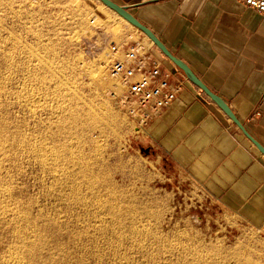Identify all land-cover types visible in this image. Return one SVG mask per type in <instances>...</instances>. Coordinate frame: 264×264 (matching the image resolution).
Returning <instances> with one entry per match:
<instances>
[{"label": "rangeland", "instance_id": "obj_1", "mask_svg": "<svg viewBox=\"0 0 264 264\" xmlns=\"http://www.w3.org/2000/svg\"><path fill=\"white\" fill-rule=\"evenodd\" d=\"M92 19L95 20L94 23H92ZM125 26L130 28V31H126ZM131 29L137 32L136 27H133L100 0H0V45L4 51L1 54L0 62H3L4 58H7V54H10L11 56L9 57H12L14 65L13 70L11 69L12 71L10 70L11 72L8 74V83L10 85L6 83L7 80L5 84L8 85L7 88H10L13 94V90L21 88V80L19 79H24L21 75L24 76L27 71L32 73V70H34V78L32 77L33 79H29L27 82V86L29 84L32 85H29L31 89L26 87V90L29 92L33 91V86H35L36 90L39 87L41 88V91L39 89L37 91L34 90L35 94H33L34 91L28 92L31 94L29 95L31 96L30 99L35 98L32 101L30 100L32 103L34 101L33 108L36 106L35 109H37L38 106V109L40 108L39 113L42 112L41 114L38 113L37 117L32 115V119L29 117V121L35 123H29L31 126H29V131L35 130L37 124L40 127L36 129H42V132L46 131L45 137H47L48 126L51 123L53 125V122L57 120V118H52L56 116L55 114L52 116V113L58 111L60 116L65 113L68 118L71 116L70 121L67 122L68 124L71 122V125L67 124V128L72 127L71 129L69 128L70 132L71 130L72 132L66 133L65 129L60 135L62 138L59 137V140L57 139L58 143L60 144L59 141H61L62 144L60 149L58 148L59 151L62 150L64 153L69 151L70 154L68 153L69 155L67 156L65 153V157L62 154L63 152L61 151L60 154L57 149V152H55L57 156L59 155L60 162L57 158L58 161L53 165H58L59 167H57L62 168V171L65 168L64 175L66 180L63 183H66L69 179L70 183L68 182L69 184H67L70 187L66 184L68 190H65V184L61 183L62 191H64L62 195L53 196L42 202V204H47L46 206L48 207L50 205L51 207L54 206L53 204H56V207L60 206L59 210L63 213L65 221H62L63 224L60 231H63L61 232L63 233L62 252L65 250L66 254L63 252L62 256L65 254L64 259L66 260L70 258L67 261L70 264L76 263L77 260L76 264H120L121 262L123 264H126L125 262H128L127 264H264V219L258 221V223H252L249 220L239 218L235 213L207 194L187 174L176 170L173 164L157 156L150 147L148 140L144 137L145 129H139L135 120L121 111L109 96L110 78L108 68L110 60L108 52L110 46L114 43L123 42H129V45H131L137 40L149 41L146 35H142L144 36L143 39H139V35L133 33ZM1 37L5 38L2 39ZM7 38L9 39L8 43L6 42ZM10 38L15 39L17 42L12 39L10 41ZM3 41L8 44L7 47ZM12 41L13 43H11ZM15 44H18V46ZM5 47L6 49H4ZM31 53L33 56H30ZM45 53H48L47 56H49L46 57ZM20 54L22 55L20 56ZM37 54H40L39 58ZM40 56L44 57V60L48 59L51 63L42 61ZM31 57H35L38 60L36 59L35 61V58L31 59ZM15 61L17 64L14 63ZM54 61L61 62H57L59 65H56ZM33 63L35 64L32 66L31 64ZM51 64L53 68H50ZM15 65L17 66L15 67ZM38 67L40 70L37 69ZM44 67L49 70L44 71L45 75H43L44 72L42 71L45 69ZM25 69L27 70L25 71ZM39 73L42 74L43 79L38 75ZM14 74L17 75L14 76ZM46 74L50 76L43 77L47 76ZM53 74L56 76L53 77ZM35 75L40 76V78L37 76L38 78L36 79ZM16 77L18 82L20 81L18 85L17 81H14L17 80ZM30 81L31 83H29ZM56 83H60L59 86ZM5 84L0 83V85ZM54 84L58 86H56L58 90H55V93L53 92L55 89ZM33 95L35 97H32ZM13 96L1 94L0 97L2 98H0V101H3V99L14 100L15 95L13 94ZM36 96H39V98ZM54 96H58V100ZM5 97L8 98L5 99ZM53 99L59 103L55 101L57 105L52 107V104H55ZM35 101H38L36 102L38 105ZM39 103L41 106H39ZM43 104H45L46 108ZM42 106L45 109H41ZM57 107L60 111L56 110ZM61 107L63 110H61ZM51 108H54L55 111ZM71 109V114L76 111V115H73L74 118L69 113ZM44 110L52 112L48 114ZM66 114L64 117L67 116ZM77 115L78 120L76 119ZM40 116L43 117L41 118ZM45 118H47V121L49 119L52 121H49L50 125L49 122L46 123ZM32 127L35 128L32 129ZM48 139V137L45 139L47 148L49 146L48 143L53 145V147L58 144L57 142V144H52V140L48 141ZM59 144L57 147H59ZM63 146L65 149L67 147V149L62 148ZM51 147L49 146L48 149ZM52 150L54 151V148ZM70 155H77V157ZM74 158H76L75 163L70 160ZM77 159L82 160V162ZM76 161L77 163L80 162V164H76ZM81 163L83 165L86 164L84 165L85 167ZM87 163L90 164L87 165ZM73 165L74 167H71ZM83 168H88L89 173L85 174L87 172L84 173ZM74 169L77 175L74 173ZM66 170H69V174ZM71 171H73L72 174H70ZM80 173L81 175H79ZM70 175L72 177H68ZM73 177L77 180L75 184L73 183L75 181L72 179ZM85 177L89 178V181L85 182L89 184V187L91 186V189H88V185V190L84 188L86 183L83 179L88 180ZM50 182L51 179L48 177L45 185L50 186ZM72 185H79L76 187L82 192L77 190L79 194L75 193L72 195ZM95 185L96 187L94 188ZM70 189L71 191H69ZM64 193L66 196L63 195ZM100 197L104 198V202L102 201L103 198L101 200L98 199ZM72 198H75L74 202L70 201ZM79 201L84 204V208ZM105 201H107L106 205L110 203L108 205L110 208L105 205L104 207L101 206L103 209L99 208L100 203L105 204ZM2 203L4 204L6 201ZM94 205L97 206L95 207ZM104 208L108 209L104 210ZM113 208L117 209V211ZM109 210L112 214L108 213ZM118 210L122 211L119 212ZM88 211L89 214H87ZM117 213L118 215H116ZM67 215L74 220L70 221L72 218ZM78 216V220L82 219L79 222L77 221V224H74ZM98 217L100 221L96 220ZM102 218L105 219L103 220ZM82 220H86L87 224ZM68 221L71 222H69L70 224H74H72L73 229H71L70 224L67 225ZM97 222L100 223L97 224ZM112 224L113 226L115 224L120 226L117 227L118 231L116 226L113 227ZM83 225L87 226L85 227L86 229L90 228L87 229L89 231L88 236L87 230L84 232L85 228ZM95 225L98 226L95 227ZM81 229L84 233L80 232L82 231ZM99 230L105 231L104 233L102 231L99 233ZM97 232L99 234H96ZM61 233L60 235L62 236ZM80 236L82 240H80ZM0 240L2 242L0 243L1 245L6 243L5 246L2 245L3 247L0 245L1 262V254H5L3 250L6 251L9 239L7 241L6 238L2 237ZM75 240L76 242H74ZM118 240L121 243H118ZM66 241L67 244L65 243ZM71 244L74 245L70 246ZM78 244L85 247H80ZM118 244L121 245L118 247ZM67 245H69L68 248L70 249L67 248ZM65 248H67L68 253H70V250L71 252H73L72 250L76 251L73 254L70 253L69 256ZM79 250H82L83 253ZM127 250L129 251L127 252ZM75 254H79V257L75 256ZM2 257L4 258L5 255ZM64 259L63 261L65 262L61 264L66 263ZM203 260L204 262H202Z\"/></svg>", "mask_w": 264, "mask_h": 264}, {"label": "crops", "instance_id": "obj_2", "mask_svg": "<svg viewBox=\"0 0 264 264\" xmlns=\"http://www.w3.org/2000/svg\"><path fill=\"white\" fill-rule=\"evenodd\" d=\"M113 1L127 6L223 98L264 146L263 14L239 0ZM164 64L172 78L185 75L167 56ZM144 133L157 156L239 218L264 219V154L197 85L188 80Z\"/></svg>", "mask_w": 264, "mask_h": 264}, {"label": "bare ground", "instance_id": "obj_3", "mask_svg": "<svg viewBox=\"0 0 264 264\" xmlns=\"http://www.w3.org/2000/svg\"><path fill=\"white\" fill-rule=\"evenodd\" d=\"M123 18V17H122ZM124 19V18H123ZM148 37V36H147ZM2 39L3 38H5V37H1ZM149 38V37H148ZM8 39V38H7ZM11 39L12 38H10V41H11ZM1 40V39H0ZM6 40V39H5ZM13 41L15 40V39H12ZM151 40V39H150ZM7 41H9V39L8 40H6V42ZM13 41L11 42V43H13ZM16 41V40H15ZM1 42V41H0ZM6 42H4L3 41V43H5L6 44V47H7V43ZM17 42V41H16ZM15 42V43H16ZM151 42H153L152 40H151ZM150 42V43H151ZM3 43H1V44H3ZM10 43V42H9ZM10 43V44H11ZM57 43V42H56ZM151 44H154L155 45V43L153 42V43H151ZM12 45V44H11ZM14 45V44H13ZM15 45H17L18 46V44H15ZM20 45V44H19ZM49 45V44H48ZM16 46V47H17ZM54 46H56L55 44H54ZM2 47H4V46H2ZM6 47L4 48V49H6ZM12 46H10V48H11ZM15 47V46H14ZM45 47V46H44ZM51 47V46H50ZM21 48H22V46H21ZM26 48V47H25ZM57 48V47H56ZM55 48V49H56ZM11 49H13V47L11 48ZM10 50V49H9ZM14 50V49H13ZM20 50V49H19ZM31 50V49H30ZM44 50H46L45 48H44ZM6 51V50H5ZM29 51V50H28ZM33 51V50H32ZM43 51V50H42ZM4 51H3V48L1 49V45H0V58H1V54L3 53ZM10 52V51H9ZM18 52V51H17ZM31 52V51H30ZM36 52V51H35ZM46 52V51H45ZM8 53V52H7ZM6 53V54H7ZM12 53V52H11ZM19 53V52H18ZM29 53V52H28ZM33 53V52H32ZM32 53H31V55L30 56H33L32 55ZM6 54H5V56H6ZM30 54V53H29ZM48 54V53H47ZM47 54L45 53V55H46V57H48L47 56ZM22 54H20V56H21ZM25 55V54H24ZM38 55V54H37ZM37 55H36V57H37ZM40 55V54H39ZM39 55H38V58H39ZM44 55V54H43ZM59 55V54H58ZM9 56H11L10 54H7V58L5 57L4 58V61L3 62H0V83H4L5 84V81L7 80V82L6 83H8V80H9V76H8V74L13 70L12 68H13V62H12V57H9ZM13 56H14V54H13ZM16 56V55H15ZM28 57V56H27ZM52 57V56H51ZM59 57V56H58ZM16 58H17V56H16ZM33 58H35V57H33ZM32 57H31V59H33ZM44 58V57H43ZM42 58V56H40V59H42V61H46V62H50V61H48V59L47 60H44ZM50 58V57H49ZM15 59V58H14ZM25 59V58H24ZM36 59L37 58H35V61H36ZM52 59V58H51ZM18 60V59H17ZM28 60H30V59H28ZM38 60V59H37ZM50 60V59H49ZM14 61V60H13ZM26 61V60H25ZM21 62V61H20ZM27 62V61H26ZM38 62V61H37ZM55 62V61H54ZM53 62V63H54ZM57 62H61V61H56L55 63H56V65H59ZM15 64H17V62L15 61L14 62ZM24 63V62H23ZM51 63V62H50ZM52 63V64H53ZM22 64V63H21ZM21 64H19V65H21ZM26 64V63H25ZM35 63H33V64H31L32 66L34 65ZM38 64V63H37ZM36 64V65H37ZM51 64V67L50 68H53L52 65ZM22 65H24V64H22ZM39 65V64H38ZM45 65V64H44ZM17 65H15V67H16ZM26 66H27V64H26ZM26 66H24V67H26ZM24 67H22V68H24ZM30 67V66H29ZM37 67V66H36ZM20 68V67H19ZM40 68H41V66H40ZM45 68V67H44ZM56 68H57V66H56ZM55 68V69H56ZM12 69V70H11ZM15 69V68H14ZM21 69V68H20ZM27 69H28V67H27ZM27 69H25V71L27 70ZM31 69H32V67H31ZM34 69V68H33ZM36 69V68H35ZM37 69H39V67L37 68ZM36 69V70H37ZM58 69H59V67H58ZM11 70V71H10ZM19 70V69H18ZM40 70V69H39ZM45 70H47L46 68L45 69H43L42 71L44 72ZM52 70V69H51ZM34 70H32V73H30V71H27V72H25L24 73V76L23 75H21L22 77H24V79L23 78H20L19 80H21V88L20 89H17V90H13V94L15 95V99L14 100H9V99H7V100H4L3 99V101H0V239L3 237L4 239L6 238V240L8 241V239H9V243L7 242V248H6V251L5 250H3V253H5L4 255H5V257L3 258L2 256H4L3 254H1L2 256H1V262H0V264H61V263H63V262H65V261H63V259H64V255L66 254L65 253V250L63 251L65 254L62 256V245H63V233H61V232H63V231H60L61 230V225L63 224V222L65 221L64 219H63V213H61V210H59L60 208V206L59 207H56V204H53L54 206H52L51 207V205L49 206V207H51V208H49L48 206H46L45 204H42V202H44L45 200H47L48 198H51V197H56V196H58V195H62V192H64V191H62V186H61V183H63L66 179H65V175H64V171H65V168H64V171H62L60 168H58L57 166H53V165H55V162L56 161H58L59 160V155L57 156V149L59 148L60 149V145H62L61 144V141H59L60 142V144L58 143V141H57V139L59 138V137H61L60 135H62V133L64 132V130L66 129V133H68V132H70V129L72 128H67L68 126H67V122H69L70 121V119H71V116L68 118V115L66 116V117H64V115H62V116H60L59 114H58V111H55L54 110V108H51V109H53L54 111H55V113H52V116H54L53 114H55L56 116L55 117H52V118H57V120H55V119H53V120H55V122H53V125H52V123H51V125H50V122H52V121H50V119H49V121H47V118H45L46 119V123H48L49 122V125L50 126H48L49 128H47V132H48V134H46L47 135V137L49 138L48 139V141H50V139L52 140V144L54 143V144H59V147H57V145H54V147H53V145H51L50 143H48L49 144V146H52L50 149H48L49 148V146H48V148L46 147V144H45V139H47V137H45V133H46V131H44V132H42L41 130H37L36 128L38 127H40V126H37V124H36V128L35 127H32V129L33 128H35V130H30L29 131V126H30V122L32 123V121H29L30 120V118H31V116L32 115H34V116H38V113L40 112L39 111V109H38V106H37V109H35L36 108V106H34V108H33V103H34V101H33V103L31 102L33 99H35V98H32V99H30L31 98V96H29V95H31V94H29L30 92H33L34 90H36V88H35V86H33L34 87V90L33 91H27L26 90V87H28L29 88V85L30 86H32L31 84H29L28 86H27V82L29 81V79H33L34 78V72H33ZM47 71H49V70H47ZM56 71H57V69H56ZM59 71V70H58ZM22 72V71H21ZM15 73H16V71H15ZM20 73V72H19ZM23 73V72H22ZM36 73H38V72H36ZM42 73V72H41ZM47 73V72H46ZM17 74H18V72H17ZM16 74V75H17ZM21 74V73H20ZM51 74V73H50ZM12 75H13V72H12ZM11 75V76H12ZM15 74H14V76H16ZM38 75H42V74H38ZM37 75V76H38ZM43 75H45V72H44V74ZM47 75V74H46ZM49 75V74H48ZM48 75L47 76H43V77H48ZM20 76V75H19ZM18 76V77H19ZM20 76V77H21ZM36 76V75H35ZM36 76V79L39 77L40 78V76H38L37 77ZM50 76V75H49ZM56 76V75H55ZM54 76V74H53V77H55ZM13 77V76H12ZM33 77V78H32ZM57 77H60V76H57ZM50 78V77H49ZM16 79H17V77H16ZM24 81H23V80ZM35 79V80H36ZM41 79H43L42 78V76H41ZM40 79V80H41ZM54 79V78H53ZM59 79V78H58ZM11 80H12V78H11ZM46 80V79H45ZM50 80V79H49ZM51 80H52V78H51ZM55 80V82H57L56 81V79H54ZM13 81V80H12ZM14 81H17L16 83H17V85H18V83H20V81L18 82V79L17 80H14ZM34 81V80H33ZM42 81V80H41ZM48 81V80H47ZM59 81H60V79H59ZM35 82H37V81H35ZM39 82V81H38ZM46 82V81H45ZM49 82V81H48ZM47 82V83H48ZM53 82V81H52ZM29 83H31V81L29 82ZM34 83V82H33ZM9 84V83H8ZM12 84H13V82H12ZM38 84V83H37ZM36 84V85H37ZM40 84V83H39ZM44 85H45V83H43ZM48 84H51V83H48ZM58 86H59V84L58 83H56ZM10 85V84H9ZM33 85H35V84H33ZM47 85V84H46ZM55 85V84H54ZM57 85H55V89L53 90V92L55 91V90H58L57 89ZM12 86V85H11ZM11 86H9V87H11ZM40 86V85H39ZM39 86H37V87H39ZM49 86H51V85H49ZM57 86V87H56ZM110 86V85H109ZM8 87V85H0V95L1 94H3L4 96H13V94H12V92H11V89L9 88H7ZM13 87V86H12ZM19 87V86H18ZM43 87V86H42ZM14 88H16V87H14ZM46 88H48V87H46ZM52 88H53V86H52ZM6 89H7V91H6ZM29 89H31V88H29ZM39 90L41 89L40 87L38 88ZM37 89V90H38ZM43 89V88H42ZM59 89L61 90V88L59 87ZM36 90V91H37ZM45 90V89H44ZM109 90V89H108ZM41 91V90H40ZM46 91V90H45ZM71 91V90H70ZM29 92V93H28ZM43 93V92H42ZM41 93V94H42ZM55 93V92H54ZM60 93V92H59ZM12 94V95H11ZM33 94H35V91H34V93ZM36 94H38V92H36ZM40 94V93H39ZM14 97V96H13ZM32 97H35V95H33ZM36 97H38L39 98V96H36ZM54 97H56V96H54ZM0 98H2V97H0ZM6 98H8V97H5V99ZM11 98V97H10ZM43 98V97H42ZM45 98V97H44ZM58 98V96L56 97V100H58L57 99ZM12 99V98H11ZM40 99H41V97H40ZM31 100V101H30ZM38 100V99H37ZM42 100V99H41ZM55 100V101H56ZM53 101H54V99H53ZM54 101V103L55 104H52V107H53V105H57L56 104V102L57 103H59L58 101H56L55 102ZM36 102H38V101H35V103ZM41 103V102H40ZM39 103V106H41V104ZM43 103V102H42ZM51 103V102H50ZM53 103V102H52ZM37 104V103H36ZM46 104V103H45ZM45 104H43L44 105V107L46 108V106H45ZM38 105V104H37ZM59 105V104H58ZM43 106L41 107V109L42 108H44ZM54 107H56V106H54ZM15 108H17V109H15ZM44 108V109H45ZM50 108V107H49ZM62 108V107H61ZM51 109H48V110H51ZM56 109V108H55ZM56 110H59L60 111V109H58V107H57V109ZM61 110H63V108L61 109ZM38 111V112H37ZM45 111V110H44ZM46 111H47V109H46ZM45 111V112H46ZM70 111H72V109L71 110H69V113H70ZM50 113L52 112V111H49ZM49 112H46V113H48L49 114ZM76 111H73V114H71L70 113V115H76V113H75ZM42 113V112H41ZM41 113H39V114H41ZM57 113V114H56ZM60 113V112H59ZM68 113V112H67ZM37 114V115H36ZM43 114H44V112H43ZM47 114V116H49ZM74 115V116H75ZM74 116H73V118H74ZM30 117V118H29ZM33 117V116H32ZM41 118L43 117V116H40ZM44 117H45V115H44ZM39 118V117H38ZM78 118V115H77V117H76V119ZM32 119V118H31ZM35 120V119H34ZM33 120V121H34ZM37 120V119H36ZM41 120V119H40ZM52 120V119H51ZM74 120V119H73ZM73 120H72V122H73ZM78 120V119H77ZM43 121H45L44 119H43ZM43 121H42V124H43ZM34 123V122H33ZM32 123V124H33ZM38 123V122H37ZM55 123V124H54ZM79 123V122H78ZM78 123H76V124H78ZM35 124V123H34ZM70 125H71V122L69 123ZM68 124V125H69ZM73 124V123H72ZM44 125V124H43ZM48 125V124H47ZM74 125H75V122H74ZM46 126V125H45ZM76 127H77V125H75ZM78 126H79V124H78ZM31 127V126H30ZM41 127H43L42 125H41ZM44 129V128H43ZM68 129V130H67ZM45 130V129H44ZM71 132H72V130H71ZM70 132V133H71ZM62 138V137H61ZM60 138V139H61ZM59 140V139H58ZM54 141V142H53ZM57 142V143H56ZM57 147V148H56ZM69 147V146H68ZM52 148H54V151L52 150ZM56 148V149H55ZM62 148H64L65 149V147L63 146ZM61 148V149H62ZM59 149H58V151H59ZM66 149H67V147H66ZM65 149V150H66ZM69 150H70V148H68ZM56 151V152H55ZM62 151V150H61ZM61 151H59L60 152V154H61ZM63 152V151H62ZM71 152V151H70ZM65 153L67 154V156L70 154L69 153V151H65ZM64 152L62 153V154H64L65 155V157H66V154H65ZM69 153V154H68ZM74 153V152H73ZM72 153V154H73ZM64 155H62L63 157H64ZM70 156H74V155H70ZM69 156V157H70ZM76 157H77V155H75ZM74 156V157H75ZM62 157V158H63ZM57 158H58V160H57ZM68 158V157H67ZM66 158V159H67ZM80 158V157H79ZM82 159V158H81ZM68 161H69V159H67ZM71 161L73 160L74 161V163H75V160H76V158H74V159H70ZM78 160V159H77ZM80 160V159H79ZM78 160V161H79ZM84 160V159H83ZM70 161V162H71ZM81 162H82V160H80ZM59 162H60V160H59ZM79 164H80V162H78ZM77 163V161H76V164H78ZM84 163V162H83ZM83 163H81V165H83ZM88 164H90V163H87V165ZM61 165V164H60ZM84 165H86V164H84ZM83 165V166H84ZM71 167H74V165L73 166H71ZM85 167V166H84ZM91 167V166H90ZM77 168H80V167H77ZM82 168V167H81ZM67 169V168H66ZM76 169V168H75ZM74 169V170H75ZM91 169H93V168H91ZM90 169V170H91ZM69 170H71V168H69ZM68 170V171H69ZM67 171V170H66ZM68 171H67V173H68ZM72 172L73 171H71L70 172V174H72ZM77 172L79 173V171L77 170ZM83 172L85 173V172H87V173H85V174H88L89 173V169L88 168H83ZM67 173H66V175H67ZM75 174H76V170H75V172H74ZM82 173V172H81ZM81 173L79 174V175H81ZM69 174V173H68ZM83 174V173H82ZM84 174V176H86ZM77 175V174H76ZM75 176V175H74ZM83 176V175H82ZM48 177L51 179V182H50V186H46L45 184H47L46 183V179H48ZM67 177V176H66ZM68 177H72V175H70V176H68ZM76 178V177H75ZM86 178V177H85ZM91 178V177H90ZM72 179H74V177L72 178ZM76 179H78V178H76ZM86 179H88V180H85V179H83L84 180V182L85 181H89V178L87 177ZM75 180V179H74ZM77 180H75V181H73V183L75 184V182H76ZM70 183V181H69V179L67 180V182L66 183H63V184H65V186H64V188H65V190L67 189V186H66V184L67 183ZM93 182V181H92ZM68 183V184H69ZM86 183V182H85ZM67 184V185H68ZM76 184H78V183H76ZM81 184V183H80ZM92 184V183H91ZM83 185V184H82ZM82 185H80V186H82ZM86 185V187H84L85 189H87V185H88V189L91 187H89V184L88 183H86L85 184ZM76 186H79V185H76ZM76 186H74V185H72V192L73 193H71L72 195L73 194H79V192H77V190H78V187H76ZM92 186H93V184H92ZM62 187V188H61ZM68 187H70L69 185H68ZM96 187V185L94 186V188ZM81 188V187H80ZM83 188V187H82ZM83 188V189H84ZM93 188V189H94ZM74 189V190H73ZM84 189V190H85ZM87 189V190H88ZM91 189V188H90ZM92 189V190H93ZM68 190V189H67ZM86 190V191H87ZM91 190V191H92ZM69 191H71V189L69 190ZM78 191H80V190H78ZM80 192H82V191H80ZM66 194H67V192H65ZM63 194L64 196H66V194ZM69 193V192H68ZM70 195V194H69ZM82 196V195H81ZM70 197H71V195H70ZM79 197V196H78ZM85 197V196H84ZM86 198V197H85ZM103 198V197H102ZM101 197L100 198H98V199H102ZM75 198H72L70 201L71 202H74L75 200H74ZM81 199V198H80ZM97 199V200H98ZM73 200V201H72ZM77 200V199H76ZM79 200V199H78ZM82 200H84V199H82ZM4 201H6V203H2V202H4ZM84 201H86V200H84ZM88 201V200H87ZM96 201V200H95ZM94 201V202H95ZM102 201L104 202V198L102 199ZM8 202H9V204H8ZM80 203H81V206H83L84 204L81 202V201H79ZM89 202V201H88ZM99 202V201H98ZM106 202L107 201H105V204L104 203H100V205H99V208L101 207V206H103L104 207V205L105 206H107V207H109L108 205L110 204H107L106 205ZM112 202V201H111ZM77 203V202H76ZM86 203V202H85ZM91 203V202H90ZM113 203V202H112ZM6 204V205H5ZM8 204V205H7ZM73 204V203H72ZM87 205H88V203H86ZM92 204H93V202H92ZM96 204H97V202H96ZM114 204V203H113ZM38 205V206H37ZM74 205H75V203H74ZM78 205V204H77ZM86 205V206H87ZM98 205V204H97ZM97 205H94L95 207L97 206ZM92 206V205H91ZM115 207H116V205H114ZM112 207V206H111ZM114 207V208H115ZM83 208H84V206H83ZM102 208V207H101ZM110 208V207H109ZM113 208V209H114ZM103 209V208H102ZM108 209V208H107ZM107 209H105L104 208V210H107ZM112 209V210H113ZM101 210V209H100ZM111 210V209H110ZM110 210H109V214H112V213H110ZM115 210V209H114ZM65 211V210H64ZM84 211V210H83ZM115 211H117V209L115 210ZM119 211V210H118ZM120 211H122V210H120ZM119 211V212H120ZM70 212H73V211H70ZM90 212H92V211H90ZM103 212H105V211H103ZM102 212V213H103ZM112 212V211H111ZM124 212V211H123ZM69 213V212H68ZM78 213V212H77ZM96 213V212H95ZM106 213V212H105ZM113 213H114V211H113ZM62 214V215H61ZM80 214V213H79ZM87 214H89V211H88V213ZM115 214V213H114ZM122 214V213H121ZM121 214H119L120 216H121ZM69 215H71V214H69ZM69 215H67L68 217H69ZM76 215V214H75ZM93 215V214H92ZM97 215V214H96ZM95 215V216H96ZM104 215V214H103ZM116 215H118V213L116 214ZM115 215V216H116ZM74 215L72 214V217H73ZM105 216H106V214H105ZM110 216V215H109ZM113 216V215H112ZM123 216V215H122ZM65 217H66V215H65ZM68 217H67V219H68ZM72 217H69V218H72ZM103 217V216H102ZM126 217H128V216H126ZM125 217V218H126ZM74 218V217H73ZM69 219L70 221H72V220H74V219ZM78 218H79V216L77 217V219H76V223L74 222V224H77L80 220H78ZM88 218V217H87ZM86 218V219H87ZM107 218V217H106ZM121 218V217H120ZM123 218V217H122ZM124 218V219H125ZM66 219V218H65ZM89 219V218H88ZM103 219V218H102ZM105 219V218H104ZM103 219V220H104ZM124 219H123V221H124ZM64 220V221H63ZM97 221L99 220V217H98V219H96ZM95 220V221H96ZM122 220V219H121ZM63 221V222H62ZM70 221H68V223H67V225L68 224H70L71 222ZM78 221V222H77ZM82 221H85V223L87 222L86 220H82ZM82 221H81V223H82ZM100 221V220H99ZM62 222V223H61ZM70 222V223H69ZM89 222V221H88ZM91 222V221H90ZM106 222H107V219H106ZM98 223H100V222H97V224ZM101 223H102V220H101ZM66 224V223H65ZM64 224V225H65ZM73 224V223H72ZM72 224H70L71 225V227H72ZM73 224V225H74ZM87 224V223H86ZM91 224V223H90ZM117 224H115L114 226H116ZM121 225V224H120ZM76 226V225H75ZM74 226V227H75ZM84 226V225H83ZM94 226V225H93ZM96 226H98V225H95V227ZM102 226V225H101ZM112 226H113V224H112ZM113 226V227H114ZM119 226V225H118ZM118 226H116V229H117V227ZM70 227V228H71ZM85 227H87L86 225L84 226V228ZM113 227H112V230H113ZM120 227V226H119ZM69 228V227H68ZM83 228V229H84ZM99 228V227H98ZM5 229V230H4ZM71 229H73V227L71 228ZM87 229H90V228H87ZM86 228L84 229V232H85V230H87ZM94 229H96V228H94ZM102 229V228H101ZM115 229V228H114ZM115 229V230H116ZM74 230H76V229H74ZM82 230V229H81ZM107 230V229H106ZM114 230V231H115ZM96 231H98V230H96ZM103 232L104 233V231L103 230H99V233L100 232ZM117 231H118V229H117ZM66 232V231H65ZM81 233H84L83 232V230L82 231H80ZM79 232V233H80ZM87 232H88V234H87V236L89 235V231L87 230ZM86 232V233H87ZM136 232H138V231H136ZM147 232V231H146ZM60 233L62 234V236L60 235ZM75 233V232H74ZM81 233H80V235H81ZM98 232L96 233V234H99ZM107 233V232H106ZM113 233H115V232H113ZM142 234H143V232H141ZM66 234H68V233H66ZM92 234V233H91ZM145 234V233H144ZM84 235V234H83ZM93 235V234H92ZM70 236V235H69ZM68 236V237H69ZM86 236V235H85ZM104 236V235H103ZM66 237V236H65ZM67 237V238H68ZM74 237V236H73ZM77 237H78V235H77ZM89 237H91V236H89ZM93 237V236H92ZM120 237V236H119ZM76 238V237H75ZM82 238H83V236H82ZM86 238V237H85ZM73 239V238H72ZM69 240H70V238H69ZM78 240V239H77ZM80 240H82L81 239V236H80ZM86 241H87V239H85ZM85 240H84V244H85ZM89 240V239H88ZM1 241V240H0ZM67 241H68V239H67ZM67 241L65 242L66 244H67ZM71 241V240H70ZM5 242V241H4ZM3 242V243H4ZM74 242H76V240L74 241ZM118 243L120 242L121 243V241L120 240H118L117 241ZM0 243H2V242H0ZM65 243H64V246H65ZM72 243V242H71ZM79 243V242H78ZM5 245H6V243H4ZM68 244H69V242H68ZM88 244V243H87ZM95 244H97V243H95ZM1 245V244H0ZM3 245V244H2ZM1 245V246H2ZM5 245H3V246H5ZM74 244H71L70 246H73ZM79 245V244H78ZM117 245V244H116ZM119 245H121V244H118V247H119ZM2 246V247H3ZM80 247H85V246H81V244L79 245ZM87 246V245H86ZM102 246V245H101ZM132 246V245H131ZM139 246V245H138ZM69 247V245H67V248ZM78 247V246H77ZM88 247V246H87ZM90 247V246H89ZM117 247V248H118ZM134 247V246H133ZM67 248H65L66 249V251H67ZM72 248V247H71ZM79 248V247H78ZM78 248H77V251H78ZM83 248H81L82 250H83ZM135 248V247H134ZM68 249H70V248H68ZM72 249H75V248H72ZM119 249V248H118ZM2 250V249H1ZM82 250H79V251H82ZM86 250H87V248H86ZM5 251V252H4ZM73 252H71V250L69 251L71 254H73L74 253V251H76V250H72ZM84 251V250H83ZM83 251L81 252V253H83ZM129 250H127V252H128ZM90 252V251H89ZM123 252V251H122ZM70 253H68V251H67V254H69V256H70ZM77 253V252H76ZM79 253V252H78ZM80 253V254H81ZM87 253V252H86ZM85 253V254H86ZM88 254V253H87ZM90 254H91V252H90ZM89 254V255H90ZM77 254H75V256H76ZM79 255V254H78ZM77 255V257H79ZM116 255V254H115ZM122 255V254H121ZM128 255V254H127ZM69 256H68V258H69ZM74 255H73V257H75ZM82 256H84L83 254H82ZM81 256V257H82ZM86 256V255H85ZM129 256V255H128ZM71 258H72V255H71ZM82 258H84V257H82ZM81 258V259H82ZM96 259H97V257H95ZM119 258V257H118ZM124 258V257H123ZM128 258V257H127ZM133 258V257H132ZM70 259V258H69ZM68 259V260H69ZM79 259V258H78ZM99 259V258H98ZM120 259V258H119ZM64 260H66V259H64ZM68 260H66V263L68 264H70V262H67ZM77 260V259H76ZM83 260H85V258L83 259ZM117 260V259H116ZM133 260V259H132ZM205 260V259H204ZM204 260L202 261V262H204ZM71 261V260H70ZM72 261H73V259H72ZM71 261V262H72ZM82 261V260H81ZM86 261V260H85ZM120 261V260H119ZM75 262V261H74ZM73 262V263H74ZM77 262H78V260H77ZM76 262V263H77ZM201 262V263H202ZM66 263H64V264H66ZM76 263H74V264H76ZM79 263H81V262H79ZM122 263V262H121ZM120 263V264H121ZM126 264L128 263V262H125ZM199 263H200V261H199ZM84 264V263H83ZM123 264V263H122Z\"/></svg>", "mask_w": 264, "mask_h": 264}, {"label": "built area", "instance_id": "obj_4", "mask_svg": "<svg viewBox=\"0 0 264 264\" xmlns=\"http://www.w3.org/2000/svg\"><path fill=\"white\" fill-rule=\"evenodd\" d=\"M264 15V0H239ZM95 20L92 19V23ZM109 96L125 114L146 129L186 88L188 78H172L165 55L149 41L114 43L108 52Z\"/></svg>", "mask_w": 264, "mask_h": 264}, {"label": "water", "instance_id": "obj_5", "mask_svg": "<svg viewBox=\"0 0 264 264\" xmlns=\"http://www.w3.org/2000/svg\"><path fill=\"white\" fill-rule=\"evenodd\" d=\"M107 7L115 11L131 25L135 26L142 32H144L149 39H151L155 45L163 52L165 56L171 59L185 74V76L203 91L208 94L212 100L235 122L243 133L251 140V142L264 154V146L247 130L245 125L233 112L229 104L221 98L218 94L213 92L194 72L193 70L181 59L177 58L172 52L166 47V45L158 38V36L145 24L139 21L135 15L129 11L127 6H122L113 0H100Z\"/></svg>", "mask_w": 264, "mask_h": 264}]
</instances>
